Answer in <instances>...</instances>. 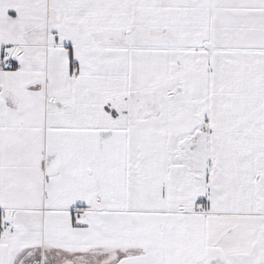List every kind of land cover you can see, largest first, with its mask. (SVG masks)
<instances>
[{
  "label": "snow or ice",
  "instance_id": "snow-or-ice-1",
  "mask_svg": "<svg viewBox=\"0 0 264 264\" xmlns=\"http://www.w3.org/2000/svg\"><path fill=\"white\" fill-rule=\"evenodd\" d=\"M0 264H264V0H0Z\"/></svg>",
  "mask_w": 264,
  "mask_h": 264
}]
</instances>
